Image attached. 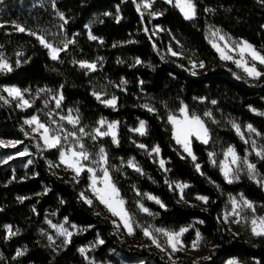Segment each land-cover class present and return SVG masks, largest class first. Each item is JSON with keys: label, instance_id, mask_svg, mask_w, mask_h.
I'll use <instances>...</instances> for the list:
<instances>
[{"label": "trees", "instance_id": "obj_1", "mask_svg": "<svg viewBox=\"0 0 264 264\" xmlns=\"http://www.w3.org/2000/svg\"><path fill=\"white\" fill-rule=\"evenodd\" d=\"M194 3L196 17L186 20L165 0H155L152 8L162 15L154 18L142 17L136 0H0V51L13 68L0 73V86L14 85L37 95L31 107L20 109L0 93L8 101L0 100V139L17 142L0 146V264H93L80 253V246H87L88 255L101 263L122 264L123 257L140 264H224L230 258L264 264V237L249 240L235 234L221 218L228 196L237 194L264 215V190L245 174L227 183L209 157V152L221 153L228 145L240 156L245 154L248 145L232 123L242 129L251 124L264 145V78L253 84L238 77L206 38L207 27L214 26L264 49V0ZM153 25L163 29L159 36L152 34ZM30 31L56 42L63 35L72 36L74 42L54 61ZM169 46L204 67L193 75L185 59L175 63L163 53ZM80 61L97 62V69L82 68ZM96 93L115 97L116 107L101 102ZM50 94L63 95L62 108H74L87 132L102 118L118 122V145L110 136L82 141L92 155L105 148L110 174L136 225L138 245L120 239L112 231L111 217L80 197L86 172L78 182L68 172H58L51 165L58 161V148L42 147L38 136L25 131L24 119L38 113ZM182 105L203 119L210 134L207 144L191 139L195 161L173 139L167 119ZM205 112L211 113L212 121ZM141 120L146 123L145 135L134 132ZM156 146L159 153L150 154ZM129 160L141 171L129 167ZM249 160L264 179V159L251 154ZM178 183L188 185L183 199ZM137 191L158 198L165 207ZM197 196L208 197V202ZM141 203L149 213L140 210ZM61 222L79 228L70 243L51 226ZM148 226L172 230L190 226L183 236L185 244L199 231L203 245L213 247L207 259L193 260L177 251L172 262L146 246L142 228ZM9 228L15 235L8 234ZM18 251L24 255L17 256Z\"/></svg>", "mask_w": 264, "mask_h": 264}, {"label": "snow or ice", "instance_id": "obj_2", "mask_svg": "<svg viewBox=\"0 0 264 264\" xmlns=\"http://www.w3.org/2000/svg\"><path fill=\"white\" fill-rule=\"evenodd\" d=\"M135 2V0H134ZM155 3V0H144L143 4H137V11L141 12V16L143 17L144 13L141 11V7L143 9L151 10L152 5ZM165 3H168L169 5H172L173 7L179 9L181 14L183 15L184 19L186 20H192L196 17V4L194 3V0H165ZM207 10V9H206ZM149 14L153 17L157 15H162V13L152 12L150 11ZM105 15H108L105 13ZM61 19H64L63 15H60ZM67 21H65L66 23ZM18 31L25 32L26 29L20 25H15ZM147 31V29H145ZM29 35H34L36 39L40 42V44L48 49L50 58L52 60H58L60 56L61 51H65L68 48V45L70 43H73L74 41H67L63 44V47L54 46L52 43L47 42L45 37L40 34L37 35L35 32H29ZM212 36L217 37L219 41H225L223 44V47H221L216 41H210L212 43V46L216 49V51L220 55L221 60L231 61L236 65L237 68L242 69L248 77L252 79H260L261 76H264V70H258L257 64L264 65V54L260 50H257L252 44H250L248 41L240 40L238 42H232L229 44L228 41L231 40L230 37H227L225 34H221L220 29H216L215 31H212ZM90 39H96L95 36L89 35ZM169 52L173 56L179 55L177 52L172 51L171 48H169ZM236 52L238 54V58H233V56L230 53ZM22 53H18L20 55ZM246 57H249L252 63H249V59H246ZM75 62V61H74ZM80 66L82 68H88L90 70H95V64H89L87 62L81 61L79 62ZM136 63H141L139 59H137ZM20 61H16V65L19 66ZM197 67L195 62H192V68L195 69ZM199 67L203 68V62L199 64ZM13 70L12 65L9 63L8 58L4 55L2 51H0V73H9ZM195 75V72L192 73ZM121 83H124L122 80ZM4 92L8 94L9 97H12L13 99H16L19 101L18 106L19 107H31V103L29 100L24 99V93L17 87H4L2 89ZM50 91V90H49ZM56 99V97H53ZM97 99H100V96L97 95ZM0 100H4L5 103H8V101L3 97L0 96ZM63 100V95L60 94L59 98L56 99V107H60V103ZM104 103L108 106H111L113 108L116 107V98L112 97L109 100L104 101ZM212 103H215L213 101ZM144 107L148 108L149 111H153L152 108L148 107L147 105H144ZM264 114V113H262ZM205 116H211V113L205 112ZM61 120H67L69 124H72L74 127L78 125L79 118L73 117L71 110H69V114L67 116H61ZM25 124H28L29 126L35 125L34 131L40 132L42 131V134L40 138L44 141V144L48 148H56L58 145L61 144V136L59 134V131L55 135H49L50 129L48 126H46L45 123H42L37 116H32L30 119H27L24 121ZM168 122L172 125V135L173 139L176 141L177 144L181 145L184 152L188 153V155L192 156V159L195 161L196 157L192 154L191 151V138L195 137L197 140H200L202 143L207 144L209 142V131L208 128L205 126V122L201 119L200 116L196 115L194 112L190 113L189 108L187 105H182L179 109V117L174 114L168 115ZM100 127L93 129L94 134L91 135V139L96 140L98 137H105L110 136L112 138V141L114 144H119V140L117 138V125L118 122L113 121L107 123L106 130H101V128L104 127L106 124V121L104 119H101L99 122ZM232 127L235 129L237 135L241 137V139L245 140V143H248V140L244 138V134L241 131L240 125L233 123ZM60 131H63V129H60ZM136 132H138L140 135H145L146 133V123L145 121L141 120L139 127L135 129ZM247 131L249 133H255L256 135H261L257 130L251 125H247ZM79 132L81 134H84V128L80 127ZM27 135V133H26ZM69 136H72L74 139L77 140L78 143V150L73 147H68L67 149L61 147L60 154H59V160L60 164L65 165L67 169H70L72 172L75 173L76 177H79L82 173L87 172L89 174L90 179V188L93 196L101 205H103L107 211L113 216L118 218L119 224H117V227H120L122 224L124 229L128 232L129 235L134 234V226L132 221V216L130 215L129 210L125 207L126 201L121 197L120 189L116 186V183L113 181L112 175L110 174V170L108 167V154L103 146L99 148V152L95 155V157H92V154H90L86 149L85 145L83 143H79L80 137H77L76 132H69L66 133L63 137L64 140H67ZM17 142L15 141H9L8 144L15 146ZM253 150L256 151V142L255 140L251 141ZM0 146H5V142L0 140ZM138 147L145 148L144 144H139ZM160 149L159 146H156L152 149V152L159 153ZM26 152H21L20 155H25ZM151 154V153H150ZM215 155L213 152H209V157L212 158ZM256 155L260 157L261 159H264V148H261V150L256 151ZM224 160L220 161V168L221 172L224 176V179L227 183L231 184L233 183L234 179L239 178V172L241 171V165L246 167L250 178L255 179V173H256V165L253 163H250L247 159V156L243 157V159L236 153L234 147L229 146L227 150L224 152ZM230 157V161H229ZM183 158V157H182ZM85 161H90L91 164L97 165V167H92L87 164H85ZM215 163V161H213ZM129 167L135 168L136 171H141V169L136 166L133 162V160H129L127 162ZM161 167L164 166V162H160ZM235 165L236 171L235 174L233 173L232 166ZM197 170L199 171L200 165H196ZM98 172L100 173L98 175ZM176 187L181 192V199H183V189L188 187L187 184H177ZM138 196L143 195L144 197H147L149 200H154L155 203L160 204V206L163 208L165 207L164 204L156 197L148 194L143 193L141 194L139 191L136 193ZM81 198L84 200L86 204L89 206H92L93 201L89 199L87 196H85L84 193H81ZM196 199L203 201L204 203L208 202V197L206 196H197ZM241 201L243 204V207L252 210L255 212V208L252 202L248 201L247 199H244L241 195ZM232 204V210L230 215L235 216L236 219L233 221L235 223L241 222V211L242 209L238 208L237 200L235 198H232L231 200ZM140 210L144 213H149V209L145 207L142 203L138 205ZM225 222H227L228 216L226 215L224 217ZM246 223L250 224V230L253 236L256 237H264V216H253L250 220L245 217L244 218ZM52 227L56 228V225H52ZM72 228H76V225H71ZM59 234L65 237V243H70L71 238L73 236V232L69 231L67 228H65L63 225H60L58 227ZM156 233H161L164 237H166V243L167 246L171 248L172 252L175 253L177 251H180L184 245L181 241V237L184 233L188 232V228H181L178 232L177 231H167L163 228H156L154 230ZM8 234L15 235V233L12 232L11 228L8 229ZM143 235L150 239L152 241V244H154L157 248H160L161 251H164L165 249L161 246L157 238L155 237L152 230H150L148 227L143 228ZM51 239V237L49 238ZM203 237L201 236V233L199 231L196 232V239L192 242V248L196 249L198 248L200 242L202 241ZM99 244H103V240L98 241ZM81 254L85 253V249L81 248L79 249ZM24 255V252L18 251L17 256ZM207 259V258H205ZM229 264H238V261L231 260L229 261Z\"/></svg>", "mask_w": 264, "mask_h": 264}, {"label": "rangeland", "instance_id": "obj_3", "mask_svg": "<svg viewBox=\"0 0 264 264\" xmlns=\"http://www.w3.org/2000/svg\"><path fill=\"white\" fill-rule=\"evenodd\" d=\"M144 0H136V7H137V4H143ZM179 10V9H178ZM141 11L144 13V14H149L150 11L152 12H157L159 13L158 11H155L153 10V8H151V10H148V9H143V7H141ZM141 13V12H140ZM151 16V15H150ZM158 16V15H157ZM152 18H154L153 16H151ZM156 17V16H155ZM216 29H219L217 27H214V26H208L207 29H206V38L208 40V42L212 45V43L210 41H216L221 47H223V44L225 43V41H219L217 37H213L212 36V31H215ZM151 32L152 34H154L155 36H159L162 32H163V29L159 26V25H153L152 28H151ZM221 34H225L227 37H230L231 40L228 41L229 44H231L232 42H238L240 40H243V39H239V38H234L232 37L231 35L223 32L222 30H220ZM47 40V39H46ZM73 41V38L72 36H68V35H63L62 39L58 42L54 41V40H47V42L49 43H52L54 46H58V47H63V44L67 41ZM213 47V46H212ZM169 48L172 49V51H175L177 52L179 55L177 56H173L171 54V52H169ZM214 48V47H213ZM215 49V48H214ZM257 49V48H256ZM216 50V49H215ZM257 50H260V49H257ZM48 51V49H47ZM262 52V54H264V49L260 50ZM163 53L168 57L170 58L171 61L175 62V63H179L180 62V59L183 58L187 61V68L188 70H190L191 72H199L202 68L199 67V64L201 63L200 61L194 59L190 54H184L181 50L179 49H176L174 48L173 46H169L166 50L163 51ZM218 53V52H217ZM48 54H49V51H48ZM233 58H238V54L236 52H233V53H230ZM219 55V53H218ZM50 56V55H49ZM220 57V55H219ZM246 59H249V63L251 64L252 61L250 60L249 57H246ZM81 62V61H80ZM84 62H87L89 64H95V70L97 69V62H90V61H84ZM192 62H195L197 67L195 69L192 68ZM222 62L224 64H227L229 65L230 67L233 68V71L234 73L242 78L243 80H246L250 83H255L256 81H258L257 79H252L250 77L247 76V74L240 68H237L236 65L234 63H232L231 61H226V60H222ZM78 64L80 65V63L78 62ZM257 68L258 70H264V65H259L257 64ZM88 69V68H86ZM89 71H94V70H90L88 69ZM260 78H264V76H261ZM4 87H16L14 85H3V86H0V93L4 95V97L7 99V100H10L12 102H14L17 106H18V103L19 101L16 100V99H13L12 97H9L8 94L6 92H4L2 89ZM18 88V87H17ZM23 93H24V99L26 100H29L31 105L33 104V99H35V97H37L36 94H32L29 90H22L20 89ZM59 95L60 94H56V95H53V94H50L48 96V98L46 100L43 101L42 103V106L41 108L38 110V113L36 114H33L27 118L24 119L27 120V119H30L32 116H37L39 118V120L42 122V123H45L46 126L49 127L50 129V132H49V135H55L58 131H59V134L61 136V144L58 145L56 148H58V151H59V154H60V150H61V147L67 149L68 147H73V148H76L78 150V143H77V140L74 139L72 136H69L67 140H64L63 137L66 133H69V132H76L77 134V137H80V140H79V143H83V138L85 137H90L91 138V135L90 134H94L93 133V129L95 128H98L100 127L99 123H97V125L89 132L85 131L84 129V134H81L79 132V128L82 127L80 125V121L78 123V125H76L75 127L72 125V124H69L67 122V120H61L60 117L61 116H67L69 114V110H71V113L73 115V117H78V113L77 111L74 109V108H62V105L60 103V107L57 108L56 107V99L59 98ZM97 95L100 96V100L101 102L104 103V101L106 100H109L111 99L112 97H105L103 93H96L95 96L97 97ZM53 97H56V99H54ZM105 104V103H104ZM19 107V106H18ZM20 109H26L28 107H19ZM252 111L254 113H257V114H261L262 112L259 111V110H255V109H252ZM169 114H174L176 116L179 117V110L177 111H174V112H170ZM168 114V115H169ZM208 120H211L212 121V116H205ZM104 119V118H102ZM167 119H168V116H167ZM202 119V118H201ZM101 120V119H100ZM99 120V121H100ZM106 121V124L104 125L103 128H101V130H106V127H107V123L109 122H113L111 120H107V119H104ZM203 120V119H202ZM23 121V127L25 129V131L29 134V135H35V136H38L40 142H41V145L42 147L44 148H47V149H50L48 148L45 144H44V141L40 138L41 134H42V131L41 130L40 132H36L34 131L35 129V125H31L29 126L28 124H25V122ZM98 121V122H99ZM117 122V121H116ZM140 124V123H139ZM233 124V123H232ZM237 124V123H236ZM171 125V124H170ZM206 126V125H205ZM139 127V126H138ZM137 127V128H138ZM84 128V127H83ZM60 129H63V131H60ZM117 129H118V125H117ZM171 129H172V125H171ZM234 129V128H233ZM235 130V129H234ZM241 131L243 132L244 134V138L248 140V143H246L248 145V148L245 152V154L243 156H240L237 152V154L243 159V157L247 156V159L250 163H252L249 158H250V155L251 154H254L256 155V151H259L261 150V148H264V145L263 143L261 142L260 140V136L256 135L255 133H249L247 131V126L242 129L241 128ZM134 132H136L134 130ZM236 132V131H235ZM138 133V132H136ZM239 136V135H238ZM193 138V137H192ZM191 138V139H192ZM195 138V137H194ZM239 138L241 139V137L239 136ZM209 139H210V134H209ZM2 140V139H0ZM93 140V139H92ZM244 143H245V140L244 139H241ZM255 140L256 142V151L253 150V146H252V143L251 141ZM5 142V145H10L8 144L9 141L11 140H2ZM200 141V140H198ZM201 142V141H200ZM229 146H232V145H228L226 146L222 151L221 153L219 152H213L215 153V155L210 158L211 162L213 163V161H215L214 164H216L221 172V168H220V161L224 160V152L227 150V148ZM180 147L182 148V146L180 145ZM233 147V146H232ZM183 150V148H182ZM184 151V150H183ZM236 151V150H235ZM99 152V151H98ZM97 152V153H98ZM96 153V154H97ZM150 153H154V152H150ZM186 153V152H185ZM59 154H58V161L57 163H51V165L56 169L58 170V172L62 173L63 171H66L68 172L69 176L73 179V181L75 182H78L81 177L83 176V173L79 176V177H76L75 176V173L72 172L70 169H67L65 167V165L63 164H60V160H59ZM96 154H93L92 157H95ZM188 155V153H186ZM193 154V153H192ZM157 155V154H156ZM191 159H192V156L188 155ZM157 159L159 161V163L161 162L158 158V155H157ZM193 160V159H192ZM194 161V160H193ZM229 161H230V157H229ZM85 164L89 165V166H92V167H97V165L95 164H91L90 161H85L84 162ZM197 165V164H196ZM236 167L235 165L232 166L233 168V173L235 174V171H236ZM100 173L98 172V175ZM222 174V172H221ZM245 174L248 178H250L249 176V173L246 169V167H244L243 165H241V171L239 172V177L241 175ZM223 175V174H222ZM224 177V176H223ZM239 179V178H238ZM238 179H234V181L238 180ZM251 180H253L255 183H257L258 185H260L262 187V189L264 190V179L260 176V174L256 171L255 173V179H252L250 178ZM86 180H87V184L86 186H84L83 188H81L80 192H79V195L81 197V193H84L85 196H87L89 199H91L93 201L92 203V206L95 208V210L99 213H102L104 215H109L111 217V223H112V231L122 240L130 243V244H133V245H138L139 242H138V239H137V236L135 234V230H136V225L134 224L133 222V226H134V234L133 235H129L128 232L124 229L123 225L121 224L120 227H117L116 225L119 224V220L118 218L116 217H113L108 211L107 209L101 205L99 203V201H97L95 199V197L93 196L92 192H91V188H90V179H89V174L86 172ZM232 198H235L237 200V205H238V208L242 209L241 211V222L240 223H235L233 222L236 217L235 216H232L230 215L231 213V210H232V204H231V200ZM241 194H237V195H229L228 196V200H227V203H226V206L225 208L222 210L221 212V218H222V221L226 224V226L228 227V229L230 231H232L233 233L235 234H242L244 237H246L247 239L249 240H253L256 236H253L252 233H251V230H250V224L249 223H246L244 218L247 217L249 220L253 217V216H264L263 214H257L256 212H253L252 210L250 209H247L245 207H243V204H242V201H241ZM244 199H246L245 197H243ZM248 200V199H247ZM250 201V200H248ZM251 202V201H250ZM253 203V202H252ZM254 205V208H255V204L253 203ZM228 216V219H227V222H225V219L224 217L225 216ZM133 221V220H132ZM52 225H56L57 227L54 228L56 230L57 233H59L58 231V227L60 225H63L65 228H67L69 231H72L73 233L78 231V227L76 228H72L71 225L73 224H68L66 222H61L59 224H56V223H51V226ZM145 228V227H143ZM143 228H142V234H143ZM148 228L150 230L153 231L155 237L157 238V240L159 241V243L161 244V246L165 249L164 251H161L160 248H157L154 244H152V241L150 239H148L147 237H144L147 238V243H146V246L149 247L150 249L152 250H156L158 252H160L161 254H164L170 261L172 262H175L178 258V255H176V252L173 253L171 248L167 246V243H166V237H164L161 233H156L154 230L157 228V227H149ZM182 228H185V227H182ZM188 228L189 230L191 229L190 226L186 227ZM165 229V228H163ZM181 229V228H180ZM180 229L178 230H172V229H165L167 231H179ZM185 235V233L183 234V236ZM183 236L181 237V241L184 245V247L179 251L182 255L184 256H187L193 260H198V259H202V258H205L209 255V252L210 250L212 249L213 247V243H210L208 244L206 247L203 245V242L201 241L198 248L196 249H193L192 248V242L196 239V233H195V237L194 239L189 243V244H185L184 241H183ZM64 237V236H63ZM65 238V237H64ZM81 248H84L86 251L84 254H82L84 257H86L90 262H92L93 264H112L111 262H106V263H101V262H96L93 260L92 257H90L88 255V247L87 246H80L78 249H81ZM81 253V252H80ZM231 260H236L238 261V264H245L235 258H230V259H227L224 264H229V261ZM120 261L122 264H140V263H137V262H134V261H129L123 257H120Z\"/></svg>", "mask_w": 264, "mask_h": 264}]
</instances>
